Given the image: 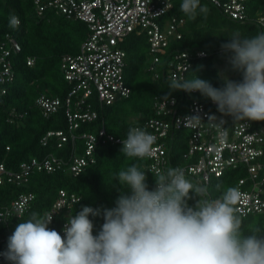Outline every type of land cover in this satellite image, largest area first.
Returning a JSON list of instances; mask_svg holds the SVG:
<instances>
[{
	"label": "built area",
	"instance_id": "obj_1",
	"mask_svg": "<svg viewBox=\"0 0 264 264\" xmlns=\"http://www.w3.org/2000/svg\"><path fill=\"white\" fill-rule=\"evenodd\" d=\"M33 1L39 16L54 10L68 18L86 22L90 29L80 51L77 54H66L62 58L61 69L71 86L67 95L61 98L43 93L36 99V105L45 117L49 118L64 108L67 120V129L48 131L42 138L43 145H48L51 138L57 137L58 147L71 140L73 151L69 157L55 154H49L43 159L33 157L23 161L17 170H10L1 163L0 185L26 184L36 171L52 173L64 169L78 176L96 162L95 150L99 143L122 145L126 137L108 133L105 127L81 133L79 129L82 124L92 123L99 118L97 103L100 106L110 105L131 95L132 89L125 78L127 53L123 48L124 40L130 33L147 35L151 54L147 71L155 79H163L168 83L173 77L187 79L194 60L209 55L208 51L198 48L184 51L178 49L167 58L168 47L173 40L182 38L181 28L185 24V19L178 15L164 18L174 7L173 0ZM209 1L230 19L241 23L253 22L264 32V13L252 17L249 14L251 0ZM17 18L20 25L21 19ZM21 52L22 45L13 33L1 37L0 96L6 95L9 86L16 80L13 58ZM163 56L166 60L162 64ZM35 60L34 57L28 58V65H34ZM180 92L182 96L156 95L153 99L154 115L133 126L143 128L156 137L154 154L145 158L149 162L148 168L180 167L192 182L205 186L211 198L209 187L215 178L222 177L228 169L244 166L247 176L237 186L243 194L238 205L239 214H242V218L251 214L264 215V122L232 123L227 116L217 111V105L211 99L205 101L198 98L199 91ZM212 115L217 120L226 121L224 127L228 128V137L223 143L219 138V130L208 122V117ZM193 116H199L201 120L189 119ZM182 130L187 131V150L183 154L185 162L178 165L174 161L173 151L179 138L174 134ZM79 138L85 140L83 153L78 152ZM35 198L34 192H25L9 205L0 206V223L8 225L20 210L27 212ZM79 200L77 194L70 195L68 191L60 190L57 201L47 212L54 213L53 220L66 208L70 215V206ZM9 236L0 234V253L7 251ZM0 264L11 262L0 255Z\"/></svg>",
	"mask_w": 264,
	"mask_h": 264
},
{
	"label": "trees",
	"instance_id": "obj_2",
	"mask_svg": "<svg viewBox=\"0 0 264 264\" xmlns=\"http://www.w3.org/2000/svg\"><path fill=\"white\" fill-rule=\"evenodd\" d=\"M174 7L164 18L178 15L185 19L181 28V39L173 40L168 47V55L176 50L203 49L209 52L205 58L195 59L188 72V78L193 72L213 87L220 88L223 75L220 64L229 61L232 53L222 52L221 45L227 43L234 32L243 36H255L262 32L261 27L253 22L241 23L230 19L214 6L209 0H201L207 5V15L198 14L195 20L180 11L182 0H173ZM264 13V0H251L249 14L256 17ZM14 15L21 19L18 27H10V17ZM6 33H13L22 45V52L13 58L16 70V80L9 86V92L0 96V164L4 163L10 170H17L23 161L33 157L45 158L49 154L69 157L73 151L72 141L58 147V138H51L48 145H43L42 138L50 130H66L67 120L65 109H60L49 118L45 117L36 105V99L43 93L64 98L71 86L66 81L62 69V58L66 54H77L83 42L87 39L90 29L86 22L68 18L54 10H48L39 16L33 0H0V39ZM123 48L127 53L125 78L131 87L129 97L120 99L110 105L96 104L99 118L92 123L81 125L79 132L98 131L105 127L108 133L118 137H126L127 132L136 123L154 115L153 99L156 95L163 97L182 96L180 90L169 92V83L163 79H155L147 71L151 59L148 37L144 33L132 32L124 40ZM36 58L34 65H28V58ZM164 57V56H163ZM166 58L164 57L162 64ZM229 66L232 65L229 62ZM163 70V69H162ZM236 72V69H233ZM235 79L240 81L243 73ZM198 98L205 101L200 92ZM218 111V109H217ZM219 112V111H218ZM220 113V112H219ZM234 123L231 116H227ZM261 123L264 121H253ZM178 143L174 146L173 156L176 164L185 162L183 154L187 150L185 136L187 131H176ZM84 139L77 140L78 152L83 153ZM122 145L111 142L99 143L95 150L96 162L89 165L84 172L74 176L68 170L34 172L28 183L17 185L5 183L0 185V206L9 205L21 193L34 192L36 195L31 208L24 213L22 219L27 220L35 211L43 214L57 201L60 190H66L71 195L77 194L80 200L70 206L71 214L78 213L83 206L93 208L115 206L119 193L112 185L118 186L116 173L126 169L131 164H139L148 168L149 162L144 158H129L121 153ZM149 188L155 186L154 176L147 172ZM247 176L244 166L228 169L222 177L215 178L210 187L211 198L215 199L227 187H237L239 181ZM220 189H217V186ZM194 201H189L193 204ZM67 208L56 215L49 228L57 230L63 237V224L68 218ZM95 228L94 235L103 223L102 217H90ZM21 222L16 216L8 225L0 223V234H12L16 225ZM245 226L259 227L264 230V215L251 214L243 217ZM249 229L246 227L245 229ZM264 235V233H262ZM2 245L0 244V250Z\"/></svg>",
	"mask_w": 264,
	"mask_h": 264
},
{
	"label": "clouds",
	"instance_id": "obj_3",
	"mask_svg": "<svg viewBox=\"0 0 264 264\" xmlns=\"http://www.w3.org/2000/svg\"><path fill=\"white\" fill-rule=\"evenodd\" d=\"M180 11L195 20L198 14L207 15L209 8L201 0H182ZM18 25L12 15L9 26ZM221 48L232 53L229 62L242 71V80L224 75L222 87L216 88L193 72L191 78L173 77L169 92L199 91L234 122L264 121V32L255 36L234 32ZM208 122L225 142L226 121L212 115ZM155 142L154 135L133 127L122 140L121 153L143 160L154 154ZM147 172L155 180L151 189ZM115 180L118 186L112 187L119 193L115 206H83L68 216L63 237L49 228L54 213L33 211L23 220L20 210L21 222L0 255L11 264H264V230L244 225L239 188L227 187L211 199L207 188L192 182L180 167L149 169L135 163L116 173ZM90 217L103 219L95 235Z\"/></svg>",
	"mask_w": 264,
	"mask_h": 264
},
{
	"label": "rangeland",
	"instance_id": "obj_4",
	"mask_svg": "<svg viewBox=\"0 0 264 264\" xmlns=\"http://www.w3.org/2000/svg\"><path fill=\"white\" fill-rule=\"evenodd\" d=\"M222 75H226L229 79L235 80L238 76L241 75L240 70L236 69V72L233 71V67L229 66V61H223L220 64Z\"/></svg>",
	"mask_w": 264,
	"mask_h": 264
}]
</instances>
